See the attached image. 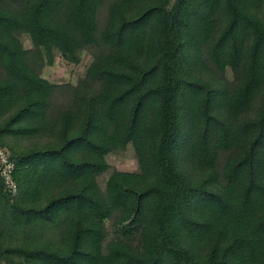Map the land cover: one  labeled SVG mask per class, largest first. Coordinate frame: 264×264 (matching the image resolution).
Wrapping results in <instances>:
<instances>
[{
	"label": "trees",
	"instance_id": "trees-1",
	"mask_svg": "<svg viewBox=\"0 0 264 264\" xmlns=\"http://www.w3.org/2000/svg\"><path fill=\"white\" fill-rule=\"evenodd\" d=\"M20 2L25 8L15 13L0 11V63L9 77L0 83V107L25 94L0 126L9 136L38 130L29 124L45 117L53 89L16 35L27 34L50 63L54 50L76 61L96 42L102 0ZM262 4H109L100 35L109 53L87 71L101 89L81 98L78 128L72 113L63 112L59 142L14 163L71 184L43 205L15 209L25 226L71 214L68 244L62 251L36 246L4 253L39 264H264V96L252 117L235 122L264 87V15L255 12ZM204 57L237 75L236 91L201 77ZM128 144L139 173H115L101 194L96 177L107 169L105 156ZM234 150L217 187L218 155ZM111 217L114 237L103 249L102 223Z\"/></svg>",
	"mask_w": 264,
	"mask_h": 264
},
{
	"label": "rangeland",
	"instance_id": "rangeland-1",
	"mask_svg": "<svg viewBox=\"0 0 264 264\" xmlns=\"http://www.w3.org/2000/svg\"><path fill=\"white\" fill-rule=\"evenodd\" d=\"M114 0H102L97 16L96 42L83 48L77 53L76 61H71L54 50L50 59L43 49H36L25 33L16 35L23 50L27 52L29 64L37 70L40 77L45 80L53 89L46 108L45 117L39 121H31L29 125L37 126L38 130L32 134L9 136L0 133V152L12 163H17L20 158L33 151L45 150L59 142L60 115L69 111L73 115V130H76L81 121L82 113L79 110L81 98L86 95H94L101 89V83L87 77V71L96 61H102L109 53V49L100 39V35L107 23V8ZM25 8L20 0H0V11L17 12ZM258 17L264 15V4L255 11ZM224 17L218 16L216 23L221 26ZM205 64L200 68L201 77L210 81L218 87L233 93L240 86L237 75L230 69L224 71L216 70L207 58H203ZM9 80L7 73L0 63V83ZM264 96V87L254 97L246 113L236 117L235 122L252 117ZM25 94L19 93L12 102H6L0 107V126L15 108L24 102ZM235 150L220 152L213 172L217 175L216 186L224 185L223 172L234 156ZM107 169L96 177V185L101 194H105L107 181L115 173H139V166L134 149L131 144L115 149L105 156ZM196 175H202L203 171L193 168ZM15 174V177H14ZM13 183L15 189L7 188L0 173V264H39L27 262L22 258L8 256L5 249L10 247L32 248L36 246H47L51 249L62 251L66 248L71 226L70 215H61L53 224L42 221L34 222L28 226L18 221L15 216L16 207H28L43 205L51 196L58 194L71 186L70 183L59 181L55 178L40 177V174L32 171L29 166L20 167L14 164ZM25 185V186H24ZM114 218L111 217L102 223L105 238L103 249L113 239Z\"/></svg>",
	"mask_w": 264,
	"mask_h": 264
},
{
	"label": "built area",
	"instance_id": "built-area-1",
	"mask_svg": "<svg viewBox=\"0 0 264 264\" xmlns=\"http://www.w3.org/2000/svg\"><path fill=\"white\" fill-rule=\"evenodd\" d=\"M13 171H14V164L6 158L3 152H0V173L1 177H3L4 182L10 190L15 189V184L13 183Z\"/></svg>",
	"mask_w": 264,
	"mask_h": 264
}]
</instances>
